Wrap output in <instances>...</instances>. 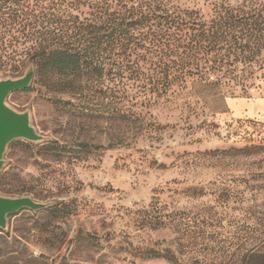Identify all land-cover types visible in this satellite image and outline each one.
I'll use <instances>...</instances> for the list:
<instances>
[{"label":"rangeland","instance_id":"rangeland-1","mask_svg":"<svg viewBox=\"0 0 264 264\" xmlns=\"http://www.w3.org/2000/svg\"><path fill=\"white\" fill-rule=\"evenodd\" d=\"M213 1L178 4L208 15ZM0 51V81L34 70L13 40L1 41ZM59 100L69 99L35 76L6 98L29 113L43 141L10 143L1 184L9 187L14 170L20 197L47 206L7 216L0 264H242L264 237V190L252 189L264 186L257 178L264 172L261 86L243 94L188 81L162 98L137 100L136 127L112 126V97L99 118L72 113ZM51 141L73 146L80 159L46 155L41 146Z\"/></svg>","mask_w":264,"mask_h":264},{"label":"trees","instance_id":"trees-1","mask_svg":"<svg viewBox=\"0 0 264 264\" xmlns=\"http://www.w3.org/2000/svg\"><path fill=\"white\" fill-rule=\"evenodd\" d=\"M6 38L33 63L36 78L68 97L60 107L99 118L109 111L103 100L112 97V126L136 127L137 100L162 98L188 81L232 85L243 94L256 84L264 90V0H215L208 15L178 0H0V42ZM41 149L56 159H80L57 141ZM2 176L0 192L20 197L19 173L8 172V188ZM257 178L264 180V172ZM258 188L264 190L252 189ZM242 264H264V237Z\"/></svg>","mask_w":264,"mask_h":264},{"label":"water","instance_id":"water-1","mask_svg":"<svg viewBox=\"0 0 264 264\" xmlns=\"http://www.w3.org/2000/svg\"><path fill=\"white\" fill-rule=\"evenodd\" d=\"M34 76V70L29 67L25 75L18 79L0 81V170L3 166V157L7 146L16 140L30 143H39L43 137L38 135L30 123L28 112H17L6 104L9 94L26 89ZM47 205L38 203L28 196L2 197L0 196V229L6 228L8 215L17 213L22 209L39 211Z\"/></svg>","mask_w":264,"mask_h":264}]
</instances>
